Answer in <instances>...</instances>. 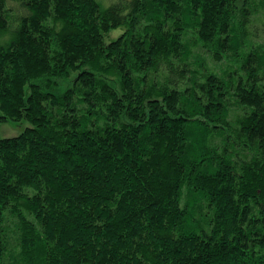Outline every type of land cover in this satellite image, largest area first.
Segmentation results:
<instances>
[{
	"label": "trees",
	"instance_id": "1",
	"mask_svg": "<svg viewBox=\"0 0 264 264\" xmlns=\"http://www.w3.org/2000/svg\"><path fill=\"white\" fill-rule=\"evenodd\" d=\"M110 1L0 0V264H264V0Z\"/></svg>",
	"mask_w": 264,
	"mask_h": 264
},
{
	"label": "rangeland",
	"instance_id": "2",
	"mask_svg": "<svg viewBox=\"0 0 264 264\" xmlns=\"http://www.w3.org/2000/svg\"><path fill=\"white\" fill-rule=\"evenodd\" d=\"M103 7L109 6L115 1L110 0H97ZM122 32L121 29L112 30L109 37L105 38V41H109L110 38H116ZM1 114V113H0ZM28 126L26 121L22 122H5L0 125V139L9 138L19 135Z\"/></svg>",
	"mask_w": 264,
	"mask_h": 264
}]
</instances>
